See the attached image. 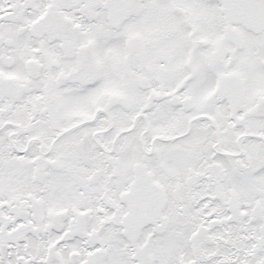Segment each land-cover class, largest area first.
I'll use <instances>...</instances> for the list:
<instances>
[{"label":"snow or ice","instance_id":"6c2138e0","mask_svg":"<svg viewBox=\"0 0 264 264\" xmlns=\"http://www.w3.org/2000/svg\"><path fill=\"white\" fill-rule=\"evenodd\" d=\"M0 264H264V0H0Z\"/></svg>","mask_w":264,"mask_h":264}]
</instances>
